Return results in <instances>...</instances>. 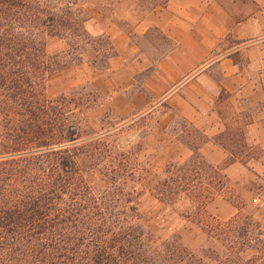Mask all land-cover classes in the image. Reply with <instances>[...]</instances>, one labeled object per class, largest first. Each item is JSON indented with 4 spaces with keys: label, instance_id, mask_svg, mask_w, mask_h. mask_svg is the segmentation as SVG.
I'll return each mask as SVG.
<instances>
[{
    "label": "trees",
    "instance_id": "trees-1",
    "mask_svg": "<svg viewBox=\"0 0 264 264\" xmlns=\"http://www.w3.org/2000/svg\"><path fill=\"white\" fill-rule=\"evenodd\" d=\"M58 1L0 0V264H264L263 224L239 212L223 222L207 211L228 188L224 167L260 156L217 143L229 159L211 164L199 153L207 138L195 129L184 144L193 155L167 164L151 194L165 204L190 200L193 210L181 217L205 241L196 249L178 235L153 241L126 185L136 174L155 177L149 164L112 151L104 119L100 132L85 133L81 103L46 96V79L64 66L47 53V39L77 25L75 0ZM151 4L143 7L160 3Z\"/></svg>",
    "mask_w": 264,
    "mask_h": 264
},
{
    "label": "crops",
    "instance_id": "crops-1",
    "mask_svg": "<svg viewBox=\"0 0 264 264\" xmlns=\"http://www.w3.org/2000/svg\"><path fill=\"white\" fill-rule=\"evenodd\" d=\"M103 5L106 14L97 15L119 64L111 69L109 82L117 77L119 92L112 91L110 107L120 101V115L129 117L166 102L170 113L207 138L199 153L218 166L225 165L229 153L215 138L242 129L260 158L232 162L224 173L233 187L244 181L263 184L258 197L251 190L248 194L259 202L250 216L264 222V0H164L152 9L139 0H104ZM143 72L138 92L132 93L135 76ZM222 92L233 106L228 119L218 108ZM166 118L160 121L165 127ZM155 158L166 159L162 152ZM213 203L219 218L233 208L223 200Z\"/></svg>",
    "mask_w": 264,
    "mask_h": 264
},
{
    "label": "rangeland",
    "instance_id": "rangeland-1",
    "mask_svg": "<svg viewBox=\"0 0 264 264\" xmlns=\"http://www.w3.org/2000/svg\"><path fill=\"white\" fill-rule=\"evenodd\" d=\"M152 1L140 0V5L150 7ZM154 1L162 3L164 0ZM57 2L48 0L51 5L60 6L63 4V1L57 0ZM75 2L76 4L71 10L77 23L74 30H68L65 25L58 29L61 37L47 39V53L51 56L56 55L55 61L64 66L46 79V96L56 98L64 95L76 103H81L80 108L82 109L79 118L82 120L85 133L100 132L101 120L104 119L102 125L107 128L105 131L106 141L112 151L124 150L129 160L149 164L151 171L156 174L155 177L138 180L136 174L133 180L127 181L126 185L135 191L133 194L134 204L137 206L139 214L147 221L153 241L159 243L171 236L178 235L186 248L196 249L204 243L205 234L198 226L181 217L193 210V203L183 197L176 203L165 204L151 194L155 182L161 178L167 164L175 161H179L181 164L193 155L184 144L188 142L187 136L190 138L196 136L194 128L185 126L184 122L187 123L186 121L170 113L169 105L166 102L156 103V108L129 117L120 115L124 110L121 108L120 101L113 104V107L117 108L110 107L109 96L112 91L119 92L117 77L114 82H109L111 69L119 67V64L113 59L115 52L103 33L100 17L97 15L98 13L106 14L108 7L103 5L104 0H75ZM62 19L65 23L69 20L66 9L62 12ZM92 29L95 31L92 32ZM153 37L157 39L159 36L154 35ZM165 45L166 43L163 44V49L160 52L166 50ZM144 77L145 72L135 76V88L132 93L138 92ZM219 98L221 99V104L218 106L221 108L219 111L228 119L230 118L228 108H233V106L226 101L227 94L222 92ZM155 102L158 101H152L150 106L153 107ZM164 114L167 115L164 120V122H168L166 127L160 123L161 116ZM242 120L245 122V119ZM244 139L242 129L232 128L217 136L215 141L229 146L230 150L232 148L243 149L244 156L245 154H259L258 149L250 150L245 146ZM160 152L165 155V162L163 159L161 161L155 158V155ZM244 160L248 161V158L245 157ZM94 182L97 186L103 185L99 180ZM262 185L244 181L239 186L233 187L228 183V188L222 190L208 202L207 211L223 222L238 212L250 216L251 211L255 210V206L259 202L254 203L249 200L248 190L258 197ZM262 198L260 197V199ZM215 199L223 200L233 208L223 211V216L219 218L215 213L216 205L213 203ZM260 223L264 225V222L260 221Z\"/></svg>",
    "mask_w": 264,
    "mask_h": 264
}]
</instances>
